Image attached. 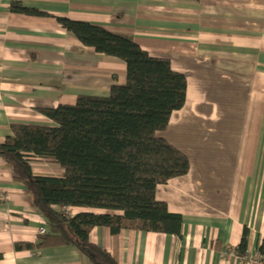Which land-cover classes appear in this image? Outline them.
<instances>
[{
    "label": "crops",
    "instance_id": "1",
    "mask_svg": "<svg viewBox=\"0 0 264 264\" xmlns=\"http://www.w3.org/2000/svg\"><path fill=\"white\" fill-rule=\"evenodd\" d=\"M13 3L40 15L12 12ZM59 18L128 36L188 81L184 107L159 135L186 154L190 170L156 191L183 215L182 237L96 227L89 241L119 264H250L223 252L239 246L245 229L251 252L264 240V0H3L0 143L15 124L56 126L42 109L107 97L127 82L123 60L85 46ZM32 160L35 175H64L49 160ZM43 227L0 154V264H91L73 245L16 248L38 243Z\"/></svg>",
    "mask_w": 264,
    "mask_h": 264
},
{
    "label": "trees",
    "instance_id": "2",
    "mask_svg": "<svg viewBox=\"0 0 264 264\" xmlns=\"http://www.w3.org/2000/svg\"><path fill=\"white\" fill-rule=\"evenodd\" d=\"M12 12L39 14L20 3ZM85 46L123 60L127 82L113 86L107 97L79 96L75 105L42 109L56 126L15 124L13 136L0 143V154L28 189L33 205L49 230L38 243L17 249L40 250L73 245L91 264H119L105 249L89 241L93 228L112 234L124 229L182 237L183 215L156 199L159 185L186 175L185 153L160 137L170 117L186 103L188 81L170 60L152 57L130 37L91 23L58 19ZM32 157L62 167L61 177L38 176ZM69 208L87 211L72 215ZM249 230L232 251L248 255ZM264 259V240L258 248Z\"/></svg>",
    "mask_w": 264,
    "mask_h": 264
},
{
    "label": "built area",
    "instance_id": "3",
    "mask_svg": "<svg viewBox=\"0 0 264 264\" xmlns=\"http://www.w3.org/2000/svg\"><path fill=\"white\" fill-rule=\"evenodd\" d=\"M3 4V0H0V7L2 6ZM47 232V229L45 227L41 228L40 229V235H44L45 233ZM224 255H228V254H231V255H235V252L234 251H231V252H223ZM242 260H245L247 262H249L250 264H264V259L263 257L259 254L258 251H253L251 252L250 250H248V255H247V258L244 259L242 257H240Z\"/></svg>",
    "mask_w": 264,
    "mask_h": 264
}]
</instances>
